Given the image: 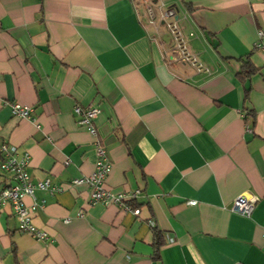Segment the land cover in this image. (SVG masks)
I'll list each match as a JSON object with an SVG mask.
<instances>
[{"label":"crops","instance_id":"crops-1","mask_svg":"<svg viewBox=\"0 0 264 264\" xmlns=\"http://www.w3.org/2000/svg\"><path fill=\"white\" fill-rule=\"evenodd\" d=\"M168 8L200 69L171 57ZM153 9L151 21L133 0H0V142L29 154L33 181L60 184L94 170L97 138L105 186L140 189L135 214L89 203L83 184L36 188L24 200L47 239L2 205L0 264H264V0ZM244 60L254 72L240 73ZM75 104L99 108L96 135ZM11 182L0 168V188ZM240 194L257 198L250 215L231 208Z\"/></svg>","mask_w":264,"mask_h":264},{"label":"built area","instance_id":"built-area-1","mask_svg":"<svg viewBox=\"0 0 264 264\" xmlns=\"http://www.w3.org/2000/svg\"><path fill=\"white\" fill-rule=\"evenodd\" d=\"M135 5L142 4L149 20L154 19L153 2L155 0H133ZM161 18L164 19L167 30L169 31L173 41L172 58H177L183 61H189L195 65L197 69L201 68V64L197 63L195 57L187 50L185 41L181 35L175 19L174 10L171 8L164 9L160 13ZM259 35L264 38V33L261 31ZM175 52V53H174ZM175 55V56H174ZM10 112L12 115L18 117H30L32 107L29 105L13 102L10 104ZM73 112L76 115V121L81 126L85 127L93 135H96L95 118L99 112L96 105H81L75 104ZM242 116L246 118L248 111L243 110ZM246 130L250 131L251 127L246 123ZM96 161L94 170L87 175L81 177H73L66 183L53 184L49 178L38 179L33 181L29 172V154L24 153L19 155L16 151V146L0 142V168L9 173L12 182L0 188V207L4 204H10L13 215L17 220V228L26 232L37 239H47L48 234L37 227L32 220V213L37 206L33 200L28 204L25 202L26 195L33 198L34 190L36 188L49 189L51 191H58L65 186L86 185L89 188L88 201L89 203H102L104 205H116L123 210L138 213V207L130 205L129 201L136 199L140 189L111 191L105 186V179L111 169V164L106 156L105 149L100 141L95 139ZM257 198L253 195L240 194L233 200L231 208L235 211L250 215L254 209ZM78 215H82L79 211ZM171 239V238H170ZM172 240V239H171Z\"/></svg>","mask_w":264,"mask_h":264},{"label":"trees","instance_id":"trees-1","mask_svg":"<svg viewBox=\"0 0 264 264\" xmlns=\"http://www.w3.org/2000/svg\"><path fill=\"white\" fill-rule=\"evenodd\" d=\"M254 70H255V67H253V65L250 63V61L244 60L242 65H241L240 73L250 74V73L254 72ZM252 115H253V113L251 111H248V116H252ZM129 203L133 207H138V205H139V203L137 202L136 199L130 200ZM153 234H154L153 257L157 258V257H159V248H160L161 244L164 243V238H163L161 230L157 229L156 227H153Z\"/></svg>","mask_w":264,"mask_h":264}]
</instances>
